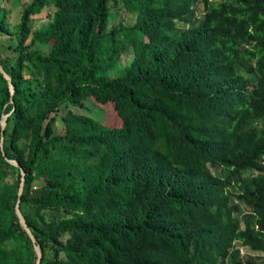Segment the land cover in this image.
Segmentation results:
<instances>
[{
    "label": "trees",
    "instance_id": "trees-1",
    "mask_svg": "<svg viewBox=\"0 0 264 264\" xmlns=\"http://www.w3.org/2000/svg\"><path fill=\"white\" fill-rule=\"evenodd\" d=\"M196 1L0 4V264L35 259L19 167L38 264H264V0Z\"/></svg>",
    "mask_w": 264,
    "mask_h": 264
},
{
    "label": "rangeland",
    "instance_id": "rangeland-1",
    "mask_svg": "<svg viewBox=\"0 0 264 264\" xmlns=\"http://www.w3.org/2000/svg\"><path fill=\"white\" fill-rule=\"evenodd\" d=\"M28 1L29 0H0V4L4 5L7 8L6 18L8 20L10 28H13L15 26V24L19 21L20 9H21L22 5ZM52 9H53L52 5H48L46 7H43L39 12L32 14L31 15V26L32 27L42 26L49 19V16H50ZM193 9L195 10V13L197 15L201 12L202 7H201L200 0H197L193 4ZM117 18H122L123 21L131 22L133 19V13L126 11V10H123V9H119V10H117V14L115 16V19H117ZM0 40H2L3 43H6L8 41L6 39V36H4L3 34H0ZM41 46H43V45H40V47ZM4 54L11 56L13 54V52L9 48H3L2 55H4ZM67 107H69L75 111L76 110L81 111L80 109H76V107L68 105V104L59 105L57 110H56V117L57 118L54 122L55 129L57 131L61 130V122L59 120V115L62 114ZM247 172L243 171L241 174L245 175ZM232 199H233V197H232ZM232 202H234V201L232 200ZM238 203L242 207V202L239 201ZM234 243H235V245H238L241 247V250H238V251L242 252V255L250 256L254 260H260L263 258L262 255L257 254L256 252L247 251V248L245 249V247H243L241 244H239L238 240H234Z\"/></svg>",
    "mask_w": 264,
    "mask_h": 264
},
{
    "label": "water",
    "instance_id": "water-1",
    "mask_svg": "<svg viewBox=\"0 0 264 264\" xmlns=\"http://www.w3.org/2000/svg\"><path fill=\"white\" fill-rule=\"evenodd\" d=\"M0 72L2 74V76L6 79L7 81V86H8V90H9V94L11 96V93L13 91V85L11 83V80L9 78V76L7 75V73L3 70L2 66L0 65ZM10 101H11V97H10ZM7 113H4L3 115H1L0 117V149H2V131H3V127L5 124V117H6ZM2 151V150H1ZM10 163L14 164V165H18V163L11 158H6ZM19 182H18V186H17V192H16V199L14 202V212L17 216L18 222L20 223V225L22 226V228L24 229V231L27 233L31 243H32V247L35 253V259H34V263L33 264H38L39 260H40V256H41V249L38 243L35 242L34 236L31 233L30 229L28 228L27 224L25 223V220L20 212L19 206H18V201H19V195L22 189V180H23V170L19 167Z\"/></svg>",
    "mask_w": 264,
    "mask_h": 264
},
{
    "label": "built area",
    "instance_id": "built-area-1",
    "mask_svg": "<svg viewBox=\"0 0 264 264\" xmlns=\"http://www.w3.org/2000/svg\"><path fill=\"white\" fill-rule=\"evenodd\" d=\"M230 183L232 184L233 181L231 180ZM234 240H237V239H234ZM238 241H239V240H238ZM233 243H234V241H233ZM239 244H241V245H242L243 247H245V249H246V246L243 245L242 243H240V241H239ZM234 248H236L237 250H241V247L238 246V245H235V243H234ZM247 251H248V250H247ZM238 254H239L240 257L244 256V255H242V252H239V251H238ZM224 264H228V263H224Z\"/></svg>",
    "mask_w": 264,
    "mask_h": 264
},
{
    "label": "clouds",
    "instance_id": "clouds-1",
    "mask_svg": "<svg viewBox=\"0 0 264 264\" xmlns=\"http://www.w3.org/2000/svg\"><path fill=\"white\" fill-rule=\"evenodd\" d=\"M231 182V181H230ZM233 184V183H232ZM231 183L228 185V186H230V185H232ZM234 202H236V199L233 197V199H232Z\"/></svg>",
    "mask_w": 264,
    "mask_h": 264
}]
</instances>
